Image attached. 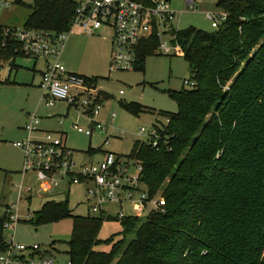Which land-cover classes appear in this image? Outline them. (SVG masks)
<instances>
[{"label":"trees","instance_id":"obj_1","mask_svg":"<svg viewBox=\"0 0 264 264\" xmlns=\"http://www.w3.org/2000/svg\"><path fill=\"white\" fill-rule=\"evenodd\" d=\"M217 6L228 16L215 32H177L194 85L170 91L179 109L159 114L168 124L154 126L158 151L137 142L127 156L141 165L150 200L163 198L165 206L145 219L122 218L124 238L111 253L95 248L112 216L73 215L67 202L50 200L31 218L35 225L72 218L70 264H264V0H220ZM29 7L23 28L64 33L77 4L33 0ZM159 53L152 30L138 49L136 69L145 71L146 59ZM20 57V43L0 46V66L18 68ZM121 105L134 115L144 111ZM7 220L5 212L0 251L7 249Z\"/></svg>","mask_w":264,"mask_h":264},{"label":"rangeland","instance_id":"obj_2","mask_svg":"<svg viewBox=\"0 0 264 264\" xmlns=\"http://www.w3.org/2000/svg\"><path fill=\"white\" fill-rule=\"evenodd\" d=\"M7 1L10 8L0 10V23L24 27L32 12L29 6L33 5V0ZM218 1L220 0H197L196 8L191 10L188 0H169L172 9L177 13L175 28L181 31L195 27L208 33L215 32L216 29L212 27L206 14L226 13L217 6ZM112 49L110 31L101 30L95 36H89L75 29L70 33L61 58V63L69 73L95 80L97 83L105 106L99 120L105 130L96 132L92 139L74 130V124L87 127L89 122L79 119L72 110L69 111V116L65 117L66 104L57 103L49 107L43 102V93L39 89L41 72L44 71L43 60L20 57L16 60L18 68H12L9 63L0 66V217L4 215L7 205L17 202L20 194L18 187L21 184L34 188L31 200L23 198L19 203L21 221L14 229L6 230L4 237L7 241L14 239L18 244L40 245L57 264H69L72 218L66 217L56 222L35 225L31 222L32 219H27L28 215L34 218L50 200L67 202L73 215H96L90 211L86 187L83 185L70 188L61 185L52 188L49 193H40L34 174H27L24 180L21 174L24 154L21 149L13 146V143L27 137L22 129L29 116L35 114L40 117V126L45 130L67 133V146L74 150V158L78 163H99L104 160L105 152L114 153L129 161L127 156L132 153L134 145L137 142H148V132L152 127L168 124L167 119L159 114L178 112V103L170 91L191 88L189 84L193 78L183 56L159 53L146 59L145 71H111ZM7 80L9 82L5 83ZM133 103L143 107L144 111L134 115L121 105ZM113 114L117 116L111 121ZM50 117L52 118L48 119ZM142 129L146 130V133H142ZM90 149L94 151L93 155L88 154ZM131 165V172L135 173L134 163ZM106 208L114 219L104 221L99 233V239L103 243L97 245L95 250L111 253L114 245L124 238L122 220L117 218L116 214L122 210L125 218L145 219L154 210L155 202L142 203L140 194H135L134 199L124 203L122 208L116 205H106ZM134 237V233L127 235V242Z\"/></svg>","mask_w":264,"mask_h":264},{"label":"built area","instance_id":"obj_3","mask_svg":"<svg viewBox=\"0 0 264 264\" xmlns=\"http://www.w3.org/2000/svg\"><path fill=\"white\" fill-rule=\"evenodd\" d=\"M77 7L71 21L70 30L64 33H53L25 28H14L0 24V46L6 48L12 41L20 43L21 51L26 58L34 57L44 61L45 68L41 73L39 89L42 100L49 106L57 103L67 105V114L74 111L79 119L88 121L87 127L74 124L73 128L80 134L92 138L98 131H104L100 114L105 107L100 91L91 86L88 80L80 75L69 73L61 63L62 54L68 43L70 33L79 29L89 36H95L101 30L111 32L112 55L111 71H131L139 66L138 49L154 30L159 40V52L167 56H183L182 46L177 41L178 29L174 22L177 13L169 1H153L147 4L143 0H75ZM197 0H188L189 9L194 10ZM10 8L7 0H0V10ZM228 14L207 13L206 17L212 27L217 29L226 21ZM169 38V40H166ZM194 84H191L193 86ZM123 93V92H121ZM113 114L111 121H114ZM41 118L32 114L25 125L27 137L13 143L24 154L23 177L29 173L35 175L40 193H49L52 188L65 185H83L90 203V211L96 216H111L106 205L123 207L132 201L135 194H140L142 203L155 202L154 209L165 206L163 198L150 200L147 188L142 180L143 169L133 160H125L111 152H105V158L99 163H78L74 150L66 143L67 133L46 131L41 137L34 135L40 131ZM142 133L146 130L142 129ZM148 144L158 151L160 135L155 127L148 132ZM107 143V142H106ZM132 163L136 172H131ZM17 189V187H15ZM16 203L7 205L8 220L4 230L15 228L21 221L19 203L31 197L34 188L21 184ZM117 218H124V213H117ZM29 214L27 219H31ZM13 236V235H12ZM14 238V237H13ZM7 249L0 251V264H57L48 251L40 245H25L7 241ZM70 264V263H69Z\"/></svg>","mask_w":264,"mask_h":264},{"label":"crops","instance_id":"obj_4","mask_svg":"<svg viewBox=\"0 0 264 264\" xmlns=\"http://www.w3.org/2000/svg\"><path fill=\"white\" fill-rule=\"evenodd\" d=\"M161 1H162V0H161ZM165 1H169V0H165ZM0 24L3 25L2 23H0ZM4 26H9V25H4ZM11 27H13V26H11ZM14 28H18V27H14ZM22 28H23V27H22ZM44 68H45V64H44ZM41 73H42V72H41ZM65 117H66V116H65ZM51 118H52V117H50V118H48V119H51ZM41 121H42V119H41ZM26 123H27V121H26ZM25 125H26V124H25ZM22 130L24 131V133H26V132H25V126L23 127ZM40 131H41V132L35 134L34 136H35V137H41V136H43V133L46 132V131L57 132V131H53V130H45V129L42 128V126H40ZM57 133H65V132H57ZM67 136H68V134H67ZM67 136H66V143H67ZM90 139H92V138H90ZM21 174H22V172H21ZM22 176H23V175H22ZM25 177H26V176H24V180H26ZM31 198H32V196L29 197V198L27 199V201H30ZM9 205H10V204H9Z\"/></svg>","mask_w":264,"mask_h":264}]
</instances>
